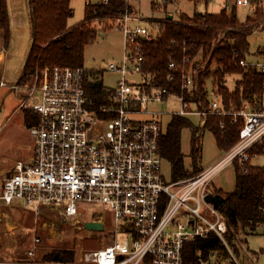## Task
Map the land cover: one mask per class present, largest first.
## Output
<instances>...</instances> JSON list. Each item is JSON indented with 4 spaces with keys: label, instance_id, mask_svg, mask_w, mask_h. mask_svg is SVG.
Masks as SVG:
<instances>
[{
    "label": "built area",
    "instance_id": "built-area-1",
    "mask_svg": "<svg viewBox=\"0 0 264 264\" xmlns=\"http://www.w3.org/2000/svg\"><path fill=\"white\" fill-rule=\"evenodd\" d=\"M133 1L126 0V13L111 20L123 34L125 51L121 63L111 64L110 70L122 78L115 87L114 101L100 113L86 106L83 67L55 66L28 84L0 81V87L19 94V109L30 110L38 117L29 128L34 141L32 161L17 162L13 174L4 181L0 202L9 207L19 201L32 212L53 208L67 219L80 218L85 214V205H104L115 224L124 225V237L115 235L111 244L81 252L74 262L40 258L41 242L34 238L26 257L0 258V264H185L186 245L212 232L226 246L230 261L219 263L214 253L209 260L200 258L196 264H243L228 240L226 217L207 197L215 195L211 183L226 167L235 163L244 166L260 156L252 150L264 148V88L257 109L244 103L232 113L233 122L242 119L243 123L239 139L230 150L192 177L165 180V159L160 153L165 127L158 119L140 122L133 114L148 112L150 103L172 98L182 103V109L173 114L207 116L226 112L218 96L210 101L208 110L200 112L194 110V103L185 100L183 93L166 88L149 91L141 83L128 80L132 74L142 76L145 58L137 40L153 41L157 37L148 22L135 14ZM188 1L220 2L228 12L264 5V0ZM96 2L108 4L109 0ZM152 5L159 11V18L150 19L171 16L179 20L184 13L182 0H152ZM240 64L264 74V57L243 59ZM169 68L175 71L178 64L171 61ZM169 80L174 81L175 76L171 74ZM194 85L193 74L184 73L182 90L192 91Z\"/></svg>",
    "mask_w": 264,
    "mask_h": 264
},
{
    "label": "trees",
    "instance_id": "trees-1",
    "mask_svg": "<svg viewBox=\"0 0 264 264\" xmlns=\"http://www.w3.org/2000/svg\"><path fill=\"white\" fill-rule=\"evenodd\" d=\"M72 0H29L32 24V43L19 82L27 83L32 75H42L46 69L55 66L84 67L85 50L97 40L99 31L91 26L95 19L101 22L116 20L127 11L126 0H109L86 3L84 20L69 27L73 15ZM262 5L256 7L255 19L239 21L237 10L220 13L184 12L179 20L153 19L148 26L157 33L153 41L139 38L142 45L144 63L142 78L147 90L166 88L172 93H183L185 100L194 103L197 110H208L212 96H218L221 108L226 114L209 113L204 126L196 127L187 116L172 115V120L161 138L160 153L171 163L172 180L194 176L202 170L201 137L204 129L213 133L221 151L230 150L239 139L243 120L233 122L232 113L239 111L244 103L254 109L259 106L258 99L263 92L264 74L254 68L243 67L240 61L247 59L250 53L249 36L257 22L264 18ZM0 35L6 47L11 42L10 15L8 0H0ZM189 60L184 63L185 60ZM171 61L178 64V69L169 68ZM206 64L205 69L198 68ZM86 70L85 88L86 106L90 110L101 112L115 98V88L107 87L102 82L88 76ZM198 73L199 82L192 91L182 90L183 74ZM175 76L174 81L169 76ZM239 75L236 86L229 87V78ZM212 82L208 86V81ZM25 111V123L29 127L37 123L38 117L30 110ZM224 123V126H221ZM192 130L191 153L192 168L185 164L182 153V131ZM252 153L264 155V148L257 146ZM236 185L228 193L219 190L223 203L219 210L226 217L228 240L233 244V228L240 224L244 230L264 225V167L252 162L244 166L235 163ZM238 253V248L234 247ZM229 255L226 246L214 232L207 238H201L186 245L185 264H196L200 258L209 260L215 253L219 263L226 261L221 254ZM237 255V254H236ZM74 251L55 249L46 254L44 260L74 262Z\"/></svg>",
    "mask_w": 264,
    "mask_h": 264
},
{
    "label": "rangeland",
    "instance_id": "rangeland-1",
    "mask_svg": "<svg viewBox=\"0 0 264 264\" xmlns=\"http://www.w3.org/2000/svg\"><path fill=\"white\" fill-rule=\"evenodd\" d=\"M87 1L89 0H72L73 15L69 19V27H74L84 20ZM90 1L96 2L97 0ZM148 1L142 0L140 8L142 15L139 14L138 9H135V14L140 16V20L144 23L149 20L146 16L151 15ZM8 2L12 37L8 48L0 35V81L5 79L9 84L23 83L19 81L23 76V67L32 42L29 0H8ZM135 7L140 6L136 4ZM182 9L190 15L195 10L220 13L223 10V5L220 2L204 4L182 0ZM237 17L241 22L255 19L256 9L253 7H240L237 9ZM113 21L101 22L95 19L91 22V26L98 29L99 35L95 43L89 45L85 50L84 67L88 70L90 78L102 82L107 87L115 88L122 75L111 71L110 66L111 64L121 63L124 57L125 40L122 32L114 28ZM249 41L251 49L247 59L258 60L263 58L264 18L257 22L253 33L249 36ZM7 48L6 54L5 49ZM3 52L5 53L4 57ZM205 67L206 64L198 68V71L199 69H205ZM198 73L195 72L193 75L195 86L199 82ZM37 75H32L25 84L36 80ZM239 78V75L229 78L228 84L231 89L236 86ZM128 80L134 84L143 82L142 76L138 74L129 75ZM208 82L207 84L210 86L212 84L211 80ZM211 96L212 99L215 98L214 95ZM19 103L20 96L16 91L0 87V193L5 179L13 174L17 162H31L33 158L34 141L30 135V127L25 123V111L23 108H18ZM193 108L197 110L196 104L193 105ZM181 109L182 103L180 100L172 98L164 103H150L148 112L133 114V118L140 122L158 119L166 129L172 120L173 113H177ZM200 112L203 111L200 110ZM186 116L194 126L200 128L204 126V120L206 121L208 117V115L200 116L199 114H188ZM191 140L192 130L190 128L184 129L182 131V153L185 155V164L190 169L192 168ZM223 152L219 149L213 133L204 129L201 137L199 165L204 169L208 168L222 157ZM253 164L263 167L264 156L256 158ZM162 175L165 180H172L171 163L166 159L162 164ZM211 185L215 194H218L219 189H222V192L225 193L233 191L236 185L235 164H231L221 171L214 178ZM84 210L85 214L81 215L80 218L67 219L60 211L53 208H42L39 212H32L19 201H14L9 207L0 202V258L24 257L26 251L33 245L34 238H39L41 242L38 255L40 258L44 259L46 254L53 252L55 249H68L74 251L75 259H77L81 252L95 250L111 244L115 239V235H117V238L124 237V225H116L112 215L107 212L108 210L104 205H85ZM102 213L105 216L104 218ZM90 220L103 222L105 229L103 231L85 229L84 223ZM232 235L234 247L241 251L244 247L249 252L250 263L264 264V225L260 224L255 229L248 228L244 230L239 224L237 228H233ZM235 254L241 262H245L242 255ZM221 256L226 258V262L230 261V256L225 252Z\"/></svg>",
    "mask_w": 264,
    "mask_h": 264
},
{
    "label": "crops",
    "instance_id": "crops-1",
    "mask_svg": "<svg viewBox=\"0 0 264 264\" xmlns=\"http://www.w3.org/2000/svg\"><path fill=\"white\" fill-rule=\"evenodd\" d=\"M141 3H142V0H134V2H133V11L135 12V9H138V11H139V14L140 15H142L141 14ZM148 8L150 9V12H151V15H148V16H146V15H144V16H146V17H148L149 18V20H153V19H150V18H159V11H154L153 10V5H152V0H149L148 1ZM134 4H135V6H136V4H138V6H140V7H138V8H136L135 6H134ZM8 6H9V2H8ZM264 6V5H263ZM9 9V8H8ZM10 15V14H9ZM149 20H147L146 22H148ZM11 37H12V33H11ZM11 43V42H10ZM32 43V42H31ZM10 46V45H9ZM30 47H31V45H30ZM9 48V47H8ZM8 48L7 49H5V52H6V54H7V50H8ZM30 50V49H29ZM29 53V52H28ZM4 52H3V57H4ZM28 56V55H27ZM4 61V60H3ZM25 65V64H24ZM24 68V67H23ZM3 80H5V79H3ZM262 156H264V155H260L259 157H262ZM254 161V160H253ZM253 161H252V164H253ZM253 165H255V164H253ZM256 166V165H255ZM264 167V166H263ZM204 168L202 167V170H203ZM201 170V171H202ZM186 179V178H185ZM213 188V187H212ZM215 188V187H214ZM216 189V188H215ZM214 190V189H213ZM217 190V189H216ZM219 190H222V189H219ZM224 191V190H223ZM228 192H230V191H227L226 193H228ZM215 195H219V194H215ZM221 196V195H220ZM260 225V224H259ZM259 225H257V227L259 226ZM261 225H263V224H261ZM34 242V241H33ZM33 246V245H32ZM31 246V247H32ZM30 247V248H31ZM29 248V249H30ZM28 249V250H29ZM27 252V251H26ZM238 253H239V255L241 256H243L244 257V259H245V262H247V263H249V264H254L253 262H251L250 263V254H249V252L243 247V250L241 251L240 249H238ZM24 257H26V254H25V256ZM24 257H18V258H24ZM3 259H5V258H3ZM12 259H17V258H12ZM243 263V264H246V263Z\"/></svg>",
    "mask_w": 264,
    "mask_h": 264
},
{
    "label": "water",
    "instance_id": "water-1",
    "mask_svg": "<svg viewBox=\"0 0 264 264\" xmlns=\"http://www.w3.org/2000/svg\"><path fill=\"white\" fill-rule=\"evenodd\" d=\"M223 200H224L223 197L220 195H214V196L207 197V201L209 203H212L217 209L223 203ZM84 228L89 231H103L105 229V224L99 220H90L84 223Z\"/></svg>",
    "mask_w": 264,
    "mask_h": 264
}]
</instances>
